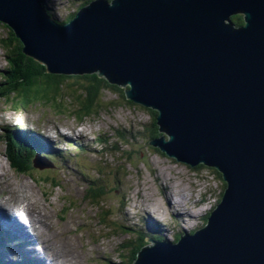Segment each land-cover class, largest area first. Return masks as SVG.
<instances>
[{"label":"water","instance_id":"obj_1","mask_svg":"<svg viewBox=\"0 0 264 264\" xmlns=\"http://www.w3.org/2000/svg\"><path fill=\"white\" fill-rule=\"evenodd\" d=\"M0 24L48 74L129 88L169 137L149 146L224 175L209 225L146 239L135 264H264V0H96L67 24L39 0H0Z\"/></svg>","mask_w":264,"mask_h":264},{"label":"rangeland","instance_id":"obj_2","mask_svg":"<svg viewBox=\"0 0 264 264\" xmlns=\"http://www.w3.org/2000/svg\"><path fill=\"white\" fill-rule=\"evenodd\" d=\"M44 1L59 22H64L91 0H53L55 6L51 0ZM8 39L9 31L0 24V83L6 80L3 73L14 58L6 46ZM121 89L123 94L116 89L105 91L98 113L84 120L73 111L77 103L74 95L67 94L71 93L68 88L61 99L67 108H58L53 101L27 104L16 95L0 97V203L20 220L14 210L21 208L27 217L35 220L36 215L45 223L37 226L38 231L31 230L28 220L11 224L33 236L27 239L36 254L31 258L29 246L25 251L20 240H11L4 244L7 251H0L3 263L15 259L11 264H17L26 258L33 264H127L133 250L142 244L146 225L153 234L147 239L173 243L182 232L202 228L204 217L218 205L223 187L217 171L205 166L191 168L150 148L147 143L152 140L139 133L152 122L151 109L129 105L124 94L129 88ZM10 128L48 131L51 141L65 149L59 169L40 174L17 162L10 167L2 142ZM161 138L169 141L165 133ZM72 143L84 145L83 152L78 150L82 155L74 152ZM27 155L20 154L23 159ZM90 188H102L107 195L95 202ZM170 197L172 210L168 209ZM26 222L28 226H24Z\"/></svg>","mask_w":264,"mask_h":264},{"label":"trees","instance_id":"obj_3","mask_svg":"<svg viewBox=\"0 0 264 264\" xmlns=\"http://www.w3.org/2000/svg\"><path fill=\"white\" fill-rule=\"evenodd\" d=\"M39 1L43 9H45L46 13L49 15L50 19L57 18L56 15L51 10V8L49 7V5L44 0H39ZM107 1L109 3H112L114 0H107ZM75 14L71 15L68 19H66L64 24L70 23L75 18ZM231 20L232 23L237 28H241L245 26L244 17L242 15L234 16L231 18ZM4 27L5 29L7 28V26ZM7 30L10 33L11 39L6 40L5 42H6V46L8 47L9 53L14 55L13 56L14 58H11L9 60L10 61L9 70L3 73V77H5L6 80L5 81L3 80L4 82L0 83L1 85L0 97L4 99H9L11 96L16 95L17 98L18 99L20 98L23 102L24 100H26L27 104L32 103L34 101H39V102L53 101L58 108H67L64 104L61 103V99L64 97V92H63L64 89L68 88V90H71V93L68 92L67 94L70 96L74 95L73 98H75V102L77 103V105L73 107L75 108V110L73 109V111L79 113L81 119L84 120L98 113L100 106H102L104 103L102 97L105 91H108L110 89H116L121 94H123V90L120 87L111 86L108 80L99 77L98 74L83 75V76H78V75L60 76V75L48 74L46 66H43L41 63H38L35 59H28L26 56L22 54L23 44L21 43L20 40L16 38V36L8 28ZM71 80H74V82L69 83ZM127 103L131 106L138 107L137 104H135L134 102H130L128 99H127ZM159 116H160L159 111L151 109L150 117L152 119V122L149 124V126L146 129L143 128L142 132H140L139 134L147 137V139L149 140H157L161 138L162 133H161V126L159 125V119H158ZM8 130L19 131V129H11V128ZM121 134L122 132L120 131L119 135ZM128 137L129 139L133 140L132 135H129ZM19 147L20 146L15 145L14 148L11 147L9 150L8 159L12 162V167L15 166V164L19 163L21 165L26 166L25 168H28L29 170H33L32 164L29 160V156L32 157L34 156L35 153L38 152L36 150L30 151L29 155L25 157L26 160L21 159L20 154H24V153H19L21 152V148ZM150 148L153 149L155 148V150L162 152L164 156L170 158L161 149L153 146H151ZM23 151H25L24 148ZM25 154H28V152H26ZM135 154L136 152L134 153L133 158L130 155V158H132L130 160L131 162L134 160ZM50 159L53 161H57L55 155H52V157L50 156ZM202 166L205 165H199L194 168H199ZM215 170L218 173L219 181L221 182L223 187L218 202L220 203L225 196L226 190L228 188V183L225 181L224 175L217 169ZM106 195H107L106 191L102 188L100 189L98 188L94 190L91 189L90 192L91 199L98 203H100ZM211 216H212V212L208 213L207 217H204L201 226L202 228H205L209 225ZM142 235L143 236L140 237V241L142 242V244L138 245L133 250L132 255L130 256L127 264H135L139 256L138 254L140 253L142 247L144 245L145 247L147 246V244L145 243L146 239L151 238V236H153V234H151L147 230L142 231ZM152 240L159 241L157 237L152 238ZM0 264H9V263L8 262L3 263L0 260Z\"/></svg>","mask_w":264,"mask_h":264},{"label":"bare ground","instance_id":"obj_4","mask_svg":"<svg viewBox=\"0 0 264 264\" xmlns=\"http://www.w3.org/2000/svg\"><path fill=\"white\" fill-rule=\"evenodd\" d=\"M95 1V0H94ZM15 129H17V128H15ZM19 130H23V131H27V129H24V128H19ZM44 139H46V138H44ZM57 145V144H56ZM0 169H1V167H0ZM169 210H172V206H173V200H171V197H170V201H169ZM0 207L1 208H3V206L2 205H0ZM24 209H21L20 208V210H19V212L18 211H16V210H14V212H16V215H18V216H20L21 217V220L20 219H18V218H16L14 215H12V214H10V216H7L6 215V213H4L1 209H0V212H1V215H0V224L3 226V227H5L7 230H9V231H12V232H15V233H17V234H19V235H26V237L29 239V237L31 238V237H33V236H28L24 231H22V230H19V229H17L15 226H13V227H11V224H13L14 222H15V220H18V221H20V222H25V220H28V221H30L31 222V224H32V231L34 230V231H36L37 230V226H39V225H44L45 223H43V221L42 222H39V217H36V215L31 211V210H29V211H27L28 213H32V214H34L35 215V220H33V219H31V218H29V217H27L26 215H25V213H24V211H23ZM5 211V210H4ZM35 212V211H34ZM36 214H37V212H36ZM15 219V220H13V219ZM162 218V217H161ZM19 222V223H20ZM24 224V223H23ZM160 225V224H159ZM24 226H28V222H26L25 223V225ZM34 228H36V230L34 229ZM38 231V230H37ZM160 231V230H159ZM35 232H33V234H34ZM30 234H31V232H30ZM32 240H33V242H35V240H36V235L34 236V238H32ZM30 241V240H29ZM33 245V243L30 241V247ZM19 246H20V244H19ZM63 247H64V245H63ZM71 247H73V246H71ZM21 250V249H20Z\"/></svg>","mask_w":264,"mask_h":264}]
</instances>
